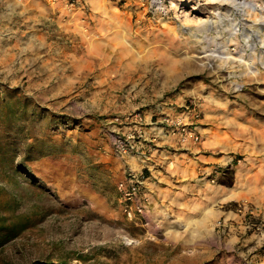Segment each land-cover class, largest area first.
Instances as JSON below:
<instances>
[{"label": "rangeland", "instance_id": "374dc122", "mask_svg": "<svg viewBox=\"0 0 264 264\" xmlns=\"http://www.w3.org/2000/svg\"><path fill=\"white\" fill-rule=\"evenodd\" d=\"M126 1L0 0V220L23 226L0 243V264H225L262 236L243 200L206 220L173 202L172 219L149 202L128 216L117 165L148 160L154 138L144 154L134 144L167 96L209 93L219 109L222 75L227 87H252L243 64L216 55L264 33L253 25L264 22V0H165V16ZM234 22H245L237 34ZM229 157L239 166L248 155ZM131 168L124 178L147 177ZM232 178L224 171L219 182ZM231 210L237 221L215 225Z\"/></svg>", "mask_w": 264, "mask_h": 264}, {"label": "crops", "instance_id": "0c3cea01", "mask_svg": "<svg viewBox=\"0 0 264 264\" xmlns=\"http://www.w3.org/2000/svg\"><path fill=\"white\" fill-rule=\"evenodd\" d=\"M125 5L133 7L138 6V3L135 0H127ZM46 9L48 7L44 10ZM44 15L49 13L46 11ZM51 20L57 24V18ZM248 36L239 40L243 45L239 56H248L257 65V73L252 74V87L249 88L261 91L259 97L248 95L246 92L249 91L246 90L249 88L241 92L240 86L234 82L233 87H227L228 84L222 81L225 75L217 82L222 91L217 93V97L220 101L223 100L219 109L210 101L209 93L203 96L193 92L169 95L148 113H152V116L170 114L171 117L178 118L199 135V141L180 144L177 135L172 136L164 125H147L148 127L143 128L144 141L134 146L144 154L151 148L143 146L147 145L144 143L145 139L150 142L154 138L151 140L153 148L149 151L148 160H143V163L137 161L136 166H132L128 164L132 158L125 156L117 165L122 171L118 181L124 180L125 167L128 165L136 172L138 167L147 169V177L141 189L142 196L148 199L147 207L157 205L159 211H163L161 213L164 220L174 218L169 213L172 207L165 208L171 202L173 206L188 207L196 211L199 217L204 214L201 219L206 220L208 212L212 216H216L218 212L222 214L228 205L243 200L252 208L254 223L264 227V53L253 52L251 56L244 48ZM258 37L264 47V34L260 32ZM238 65L240 64L237 63L236 66ZM230 91H234L231 99L228 94ZM147 119H150V116ZM236 152L248 155L242 158L243 165L231 163L229 156ZM224 171L232 172L230 183L219 182ZM211 204L221 206L222 210L211 209ZM228 212H231L232 216L222 218L223 222L216 217L218 219L215 225H218V221L222 222V226L227 225V219L234 217L237 221L236 216L240 218L235 211ZM239 228L238 232L243 233L245 229ZM254 234L255 232L252 235ZM261 245H264V229L262 236L246 247L248 254H244L243 249L236 253L231 252L232 254L225 257V264H264V253H260L259 249Z\"/></svg>", "mask_w": 264, "mask_h": 264}, {"label": "built area", "instance_id": "2783aa9c", "mask_svg": "<svg viewBox=\"0 0 264 264\" xmlns=\"http://www.w3.org/2000/svg\"><path fill=\"white\" fill-rule=\"evenodd\" d=\"M140 6L143 7L145 13L148 12V7L151 8L152 5L155 8V11L159 16H165L167 13V7L165 0H136ZM244 2V0H241ZM239 3V1H237ZM236 3V4H237ZM238 5V4H237ZM245 22H234L233 31L234 33H238L241 30L242 25ZM258 24H262L264 27V22H253L254 26ZM244 44V48L252 54L253 52L264 53V47L261 46L259 42V32H251ZM264 34V33H263ZM240 45V47H239ZM243 45L239 42L232 44L228 51L223 54H217L221 58H227L229 60H233L235 63L243 64V66L247 69V73L254 74L257 73V65H255L251 58L239 56L240 51L242 50ZM250 56V57H251ZM197 116V114H196ZM115 120H117L115 118ZM157 125H164L168 132L175 136L177 135V141L180 144L187 143L192 141L197 143L199 141V135L192 129L189 128L188 124L182 123L178 118L171 117L170 114H161L157 120ZM145 176L142 172L128 174V177L124 178L117 184V189L120 193V198L122 201H125V209L124 211L129 216L131 212L136 213L138 215H142L145 210V203H148V199L142 196L141 189H143V185L145 183ZM214 182V181H212ZM127 203L129 205H127ZM241 211V210H239ZM218 225H221V221L217 222Z\"/></svg>", "mask_w": 264, "mask_h": 264}, {"label": "trees", "instance_id": "16d2710c", "mask_svg": "<svg viewBox=\"0 0 264 264\" xmlns=\"http://www.w3.org/2000/svg\"><path fill=\"white\" fill-rule=\"evenodd\" d=\"M22 229V225H6L2 220H0V243L16 237Z\"/></svg>", "mask_w": 264, "mask_h": 264}]
</instances>
